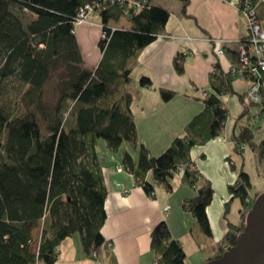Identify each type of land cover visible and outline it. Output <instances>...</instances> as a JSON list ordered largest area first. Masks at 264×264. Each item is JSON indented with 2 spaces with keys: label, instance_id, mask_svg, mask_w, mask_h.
<instances>
[{
  "label": "trees",
  "instance_id": "16d2710c",
  "mask_svg": "<svg viewBox=\"0 0 264 264\" xmlns=\"http://www.w3.org/2000/svg\"><path fill=\"white\" fill-rule=\"evenodd\" d=\"M137 1L146 3L143 10L135 11L128 0L118 4L110 0H0V264H55L62 241L73 237L88 256L106 247L109 242L101 229L107 218V192L96 154L99 140L112 153L128 147L122 152L123 167L147 196L159 186L170 193L172 179L182 173L183 182L196 192L181 202L182 209L194 217L204 238H212L206 211L214 193L194 167L191 149L224 134L229 119L225 97L237 76L216 64L210 90L201 97L203 110L164 153L151 155L138 140L133 98L127 88L132 83V63L142 49L163 35L169 12L150 6V0ZM186 2L182 0L183 7ZM93 3L106 39L98 43L102 53L98 67L89 70L77 44L74 22L80 9ZM121 17L130 22L129 30L109 26V21ZM173 63L183 75V56L179 54ZM57 72L58 94L55 104L49 105L44 102V88ZM139 85L151 87V81L143 77ZM160 96L166 102L175 94L161 90ZM240 100L249 106L246 95ZM259 114L264 116V107ZM254 128L248 122L241 125L232 140L239 154L242 147L255 152L259 147L264 157V139L256 147ZM131 152L138 154L136 162ZM251 189L241 166L236 183L228 187L231 198L224 215L227 220L232 202L238 199L242 223L228 222L229 230L209 261L234 248L244 232L248 212L258 199L251 198ZM149 240L155 264H187L185 251L171 237L165 221L153 228Z\"/></svg>",
  "mask_w": 264,
  "mask_h": 264
},
{
  "label": "crops",
  "instance_id": "0c3cea01",
  "mask_svg": "<svg viewBox=\"0 0 264 264\" xmlns=\"http://www.w3.org/2000/svg\"><path fill=\"white\" fill-rule=\"evenodd\" d=\"M239 2L187 0L183 7L182 0H150V6L169 12V20L163 35L142 49L132 63V83L127 91L133 98L131 109L138 140L154 157L164 153L175 139L183 136L185 127L203 110L201 97L210 90L209 80L214 66L219 64L228 73L232 66L238 65V45L248 36L247 19L241 14ZM258 14L263 20L264 5ZM109 26L115 30H129L131 25L121 17L109 21ZM101 30L97 13L89 14L86 24L75 28L83 63L89 70H95L102 58L98 44ZM219 39L226 44L223 46L224 54L218 57L212 41ZM179 54L184 58L183 75L177 73L173 63ZM143 77L151 81V87L139 85ZM231 82L232 92L225 97L230 116L224 134L206 145L191 149L194 167L211 184L214 193L206 211L212 238H204L194 217L182 209L181 202L196 195L195 189L183 182L182 173L172 179L170 193L159 186L152 196H147L134 176L123 167L122 152L128 147L124 145L112 153L104 142L97 141L102 185L107 192L104 207L107 218L101 231L105 242L112 243V248L104 247L93 259L82 250L78 238H67L58 249L59 258L55 264H155L156 256L150 250L149 236L161 221L166 222L171 237L181 244L187 264H206L215 256L216 244L229 230L228 222L234 226L242 223L239 214L242 204L238 199L232 202L227 220L224 215L226 202L231 198L228 187L236 183L238 169L243 166L249 176L251 198L257 199L264 192V186L257 190L253 180L254 164L264 180V157L254 150L246 152V146L239 154L231 137L247 123L244 117L249 115V110L240 98L246 94L249 84L243 77L234 78ZM161 90H168L175 97L165 102L160 96ZM233 107L236 114L234 119H230ZM99 147L102 155L98 153ZM132 156L136 162L138 154L132 153ZM229 162H233L236 170ZM151 179L148 173L146 180L150 182ZM166 208L169 210L165 211Z\"/></svg>",
  "mask_w": 264,
  "mask_h": 264
},
{
  "label": "built area",
  "instance_id": "2783aa9c",
  "mask_svg": "<svg viewBox=\"0 0 264 264\" xmlns=\"http://www.w3.org/2000/svg\"><path fill=\"white\" fill-rule=\"evenodd\" d=\"M125 0H110V4L123 3ZM128 6H133L135 11L143 10L146 6L144 1L128 0ZM264 5V0H240L239 8L241 14L247 19L248 36L247 39L241 41L238 45L237 60L238 65L232 66L228 73H233L239 78H245L249 87L246 91V101L248 104L257 105L259 108L264 107V19L260 20L258 15V8ZM96 3L86 4L79 11V15L75 20V26L86 24V18L95 11ZM102 29V26H101ZM115 30V29H113ZM101 39H106V33L101 30ZM211 41V40H210ZM214 49L217 56L224 54V44L226 41L223 39L213 40ZM260 109L256 112L254 119H259ZM232 165V162H229ZM166 208L165 211H168ZM108 248H112V243H107ZM98 253H92L91 258L96 259Z\"/></svg>",
  "mask_w": 264,
  "mask_h": 264
},
{
  "label": "water",
  "instance_id": "95a60500",
  "mask_svg": "<svg viewBox=\"0 0 264 264\" xmlns=\"http://www.w3.org/2000/svg\"><path fill=\"white\" fill-rule=\"evenodd\" d=\"M206 264H264V193L248 212L246 228L234 248Z\"/></svg>",
  "mask_w": 264,
  "mask_h": 264
},
{
  "label": "rangeland",
  "instance_id": "374dc122",
  "mask_svg": "<svg viewBox=\"0 0 264 264\" xmlns=\"http://www.w3.org/2000/svg\"><path fill=\"white\" fill-rule=\"evenodd\" d=\"M29 17L26 19V21H28ZM25 21V22H26ZM86 21H87V18H86ZM57 74L59 75L60 73L57 72L53 75V77L51 78L50 81L47 82V84L45 85V88H44V102L46 101L49 105H52V104H55L56 102V98H57V94H58V90H57ZM233 100V99H232ZM234 102V101H233ZM245 103L248 104V102L245 100ZM235 107V104L232 103ZM245 105V104H244ZM249 106L246 107L245 105V108L249 110V115L245 116L244 118L246 122H248L250 125H253L255 126L254 128V136H255V139H254V142H255V145L256 147L258 146V144L261 142L262 139H264V116H261L259 119H254L255 115H256V112L260 109L259 106L257 105H250L248 104ZM234 107H233V111L231 113V118L230 119H234L235 115L236 114V111L234 110ZM230 116V115H228ZM239 116L236 117V119L238 118ZM243 118V119H244ZM232 123V122H231ZM104 141L102 140H99V143H103ZM100 144V145H102ZM245 148L246 149V152L248 153H251V148L249 146H246ZM257 152L259 153V147L256 149ZM99 154L102 155V148L99 147V151H98ZM253 169H254V179L256 184H257V190H261L263 189V186H264V180H262V177L259 175V169L258 167L256 168L255 167V164L253 166ZM264 193V192H263Z\"/></svg>",
  "mask_w": 264,
  "mask_h": 264
}]
</instances>
